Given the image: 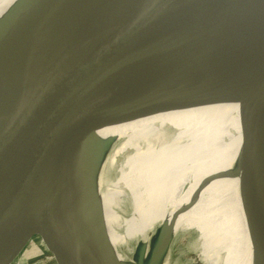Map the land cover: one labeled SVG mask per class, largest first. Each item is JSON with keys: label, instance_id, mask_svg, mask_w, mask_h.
Instances as JSON below:
<instances>
[{"label": "water", "instance_id": "water-1", "mask_svg": "<svg viewBox=\"0 0 264 264\" xmlns=\"http://www.w3.org/2000/svg\"><path fill=\"white\" fill-rule=\"evenodd\" d=\"M213 61L220 69L216 84L203 78L181 84L174 102L190 97L192 87L194 98L203 99L221 83L264 85V0L22 2L0 24V96L7 103L0 113V241L32 219L44 232L31 234L15 250L36 236L55 264H97L84 248L80 215L81 190L97 155L82 162L75 188L68 179L74 157L86 155L90 127L148 85L140 70L157 69L161 80L171 81ZM262 99L264 91H258L245 111L250 146L261 138L264 143ZM247 154L236 160L241 205L249 229L264 231V175L252 172ZM32 155L45 160L43 168L29 163ZM39 172L47 177L60 235L43 227ZM181 233L169 234L159 247ZM52 243L60 249L53 252ZM257 254L262 260L261 248Z\"/></svg>", "mask_w": 264, "mask_h": 264}, {"label": "bare ground", "instance_id": "bare-ground-1", "mask_svg": "<svg viewBox=\"0 0 264 264\" xmlns=\"http://www.w3.org/2000/svg\"><path fill=\"white\" fill-rule=\"evenodd\" d=\"M24 1L0 0V24ZM217 65L209 62L171 81L161 80L157 69H142L139 77L148 85L124 97L111 115L90 127L86 155L81 159L77 153L68 179L75 188L82 162L91 163L103 151L97 171L81 190L80 203L84 248L97 264H169L171 245L142 262L125 263L123 253L135 245L137 252L148 251L169 234L188 231L178 241L187 246L186 238L194 233L187 246L192 264H264V231H251L245 221L236 162L240 153H248L252 172L264 175V143L261 138L250 146L244 123L247 107L264 85L221 83L211 89L213 96L203 99L194 98L197 89L192 87L184 101L172 98L181 84L200 78L216 84ZM1 76L0 71V89ZM2 98L0 113L7 106ZM37 157L30 156L29 163L40 170L45 160ZM133 173L135 186L129 178ZM38 178L43 227L60 235L46 193L47 177L39 172ZM43 232L39 223L25 220L0 241V263L8 256L16 257L11 264L21 262L23 249H15L31 234ZM51 249L60 247L52 243Z\"/></svg>", "mask_w": 264, "mask_h": 264}, {"label": "rangeland", "instance_id": "rangeland-1", "mask_svg": "<svg viewBox=\"0 0 264 264\" xmlns=\"http://www.w3.org/2000/svg\"><path fill=\"white\" fill-rule=\"evenodd\" d=\"M103 154L104 153L102 150H100L97 153V158L95 159L94 164H92V167L90 168L91 174H95V172L97 171L99 162ZM129 178H132L131 185L135 186L134 173L131 174ZM136 196L138 195L136 194ZM188 232H185V233L183 232L180 235L173 238L172 240L165 241L163 243L164 244L163 247H159L162 244V241H161V244L157 243L153 247L149 248L148 251H144L143 253L145 254H143L142 256V261L152 258L159 250H162L163 248H166L171 245L172 254H171V257L169 258V264H192V261L188 258V256H190L191 254V251L187 249V246L192 240L194 233L193 232L189 233L188 237L186 238L188 242L187 246L185 243H179L178 241L180 237H182ZM31 240L32 241L29 244H27L25 249L22 250V252L19 254L22 261L19 262L18 264H55L50 253L41 245L39 238L34 236L32 237ZM123 254L125 257V261L127 263H132L134 260V257L138 258L137 255L139 254V252H137L136 245H135V248L132 251H126ZM15 258H13L11 263L15 260ZM197 264H200V263H197Z\"/></svg>", "mask_w": 264, "mask_h": 264}]
</instances>
